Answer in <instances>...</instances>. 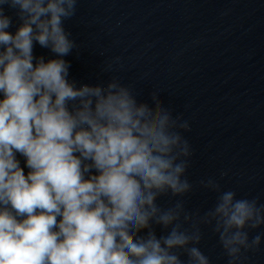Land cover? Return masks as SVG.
I'll list each match as a JSON object with an SVG mask.
<instances>
[{
  "label": "clouds",
  "instance_id": "1",
  "mask_svg": "<svg viewBox=\"0 0 264 264\" xmlns=\"http://www.w3.org/2000/svg\"><path fill=\"white\" fill-rule=\"evenodd\" d=\"M78 2L0 0V264H211L204 227L243 264L264 242L250 237L264 204L213 176L190 182L189 121L158 89L149 103L117 76L69 79L64 57L79 46L64 24ZM34 42L54 58L35 57ZM196 187L217 194L203 214L186 208Z\"/></svg>",
  "mask_w": 264,
  "mask_h": 264
}]
</instances>
